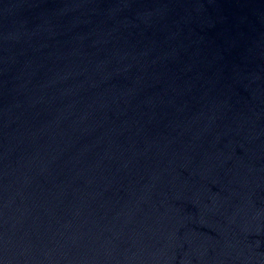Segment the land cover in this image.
I'll return each instance as SVG.
<instances>
[{"label":"water","instance_id":"1","mask_svg":"<svg viewBox=\"0 0 264 264\" xmlns=\"http://www.w3.org/2000/svg\"><path fill=\"white\" fill-rule=\"evenodd\" d=\"M0 264H264V0H0Z\"/></svg>","mask_w":264,"mask_h":264}]
</instances>
